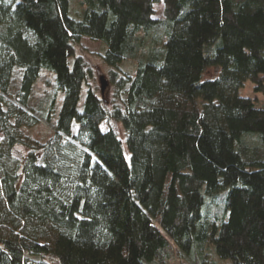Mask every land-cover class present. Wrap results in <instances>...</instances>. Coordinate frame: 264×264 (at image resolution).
Masks as SVG:
<instances>
[{"label":"trees","instance_id":"obj_1","mask_svg":"<svg viewBox=\"0 0 264 264\" xmlns=\"http://www.w3.org/2000/svg\"><path fill=\"white\" fill-rule=\"evenodd\" d=\"M75 1L0 0V264H264V0Z\"/></svg>","mask_w":264,"mask_h":264},{"label":"rangeland","instance_id":"obj_2","mask_svg":"<svg viewBox=\"0 0 264 264\" xmlns=\"http://www.w3.org/2000/svg\"><path fill=\"white\" fill-rule=\"evenodd\" d=\"M75 5H78V0L75 1ZM162 10H163L162 4L156 5L157 17L162 16ZM72 14L76 15L74 11H72ZM105 49L106 46L102 43V41L92 39L89 36H84L77 48V52L78 54L82 55L88 61V63L93 67L94 76L91 79V83L96 88L99 94L101 88L100 78L101 76L105 77L107 81V85L104 89V92L102 93L103 94L102 97L106 100H111L113 94V88L107 78L108 66L103 62L101 57V55L105 52ZM124 62L125 61H123L122 64ZM126 65L129 66L134 65V63L129 62ZM42 72L43 73L41 77L35 84L34 94L31 100V103L34 106H37L39 102L47 95V93H50V95L54 94V89L51 86L46 85L51 83L52 75L49 74V72L46 70ZM18 77L19 76H17V78ZM240 93L243 96H248L252 98H255L256 96H260V98L264 100V96L259 95L254 91L253 83L250 80L245 82V85L240 89ZM84 96L85 94L83 93L81 101L83 100ZM62 101H63V92L59 91V94L55 96V101L53 106L49 107V116L51 117V120L50 121L42 120L33 126H26L23 128L24 133L39 142L48 141L54 135V131H55L54 126L56 124V120L59 115ZM113 125L116 127L119 134L123 136L124 131L122 126L119 123H113ZM50 263L59 264L57 260L53 258H50Z\"/></svg>","mask_w":264,"mask_h":264},{"label":"water","instance_id":"obj_3","mask_svg":"<svg viewBox=\"0 0 264 264\" xmlns=\"http://www.w3.org/2000/svg\"><path fill=\"white\" fill-rule=\"evenodd\" d=\"M100 81H101V91L103 93L104 92V89H105V87L107 85V81H106V79H105L104 76H101Z\"/></svg>","mask_w":264,"mask_h":264}]
</instances>
